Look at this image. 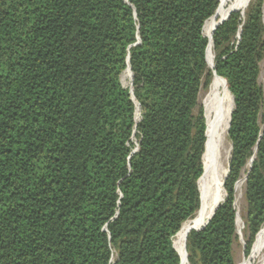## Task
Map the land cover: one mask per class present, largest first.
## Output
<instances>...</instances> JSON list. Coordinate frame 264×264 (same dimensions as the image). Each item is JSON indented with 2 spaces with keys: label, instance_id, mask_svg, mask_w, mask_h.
Returning <instances> with one entry per match:
<instances>
[{
  "label": "trees",
  "instance_id": "1",
  "mask_svg": "<svg viewBox=\"0 0 264 264\" xmlns=\"http://www.w3.org/2000/svg\"><path fill=\"white\" fill-rule=\"evenodd\" d=\"M262 5L209 38L222 0H0V264H182L214 75L233 98L224 202L187 234V261L236 264L242 173L248 256L264 233Z\"/></svg>",
  "mask_w": 264,
  "mask_h": 264
},
{
  "label": "bare ground",
  "instance_id": "2",
  "mask_svg": "<svg viewBox=\"0 0 264 264\" xmlns=\"http://www.w3.org/2000/svg\"><path fill=\"white\" fill-rule=\"evenodd\" d=\"M226 0H222V6L218 9L217 14L214 18L208 20L205 23L203 28V34L207 37L211 38L212 31L215 26L216 18H221L224 21L227 17L226 15L232 11H244L247 5L249 4L250 0H232L231 4L224 8L223 5L225 4ZM219 21V22H220ZM207 59L211 61L212 59V48H209ZM208 60V61H209ZM209 63L211 64V62ZM213 63L211 65V68ZM127 71V70H126ZM218 81L219 86L223 90V100L217 106V108L213 111V123L210 126V143H211V154L208 157V168L210 169V176L205 184L201 186L200 190V200L201 205L198 212L195 216L190 220L182 225L181 227V235L178 240L177 244V251L178 255L182 261L185 258L186 253V236L189 233L190 229L193 226H196L199 223L206 221L211 212L214 211L216 205L218 204L219 200V190L225 180L227 174V167L229 164V157H230V144L227 141V132H228V124H229V114L233 108L232 97L226 91L222 83L214 77V80ZM250 163L247 170L249 169ZM245 174L241 176L240 180L237 182L235 186V204L240 200L239 198L242 195V189L245 186ZM243 208V207H242ZM242 227L241 219L239 218L238 213L236 212V234L240 233ZM252 254L255 256V264H264V233L259 237L258 242L253 247ZM182 264L184 262L182 261ZM239 264V263H237Z\"/></svg>",
  "mask_w": 264,
  "mask_h": 264
},
{
  "label": "rangeland",
  "instance_id": "3",
  "mask_svg": "<svg viewBox=\"0 0 264 264\" xmlns=\"http://www.w3.org/2000/svg\"><path fill=\"white\" fill-rule=\"evenodd\" d=\"M231 2H232V0H226L225 3H228L230 5ZM224 5H223V7H224ZM227 7H225V8H227ZM244 11H240V12L244 13ZM261 13L263 15V18L262 19H263V25H264V0H263L262 12ZM227 15H226V17H227ZM241 15L243 16V14H241ZM220 20H222V19L220 18ZM211 61H213V56H212ZM259 66H260V74H259V77L260 78H259V82H260V85H261V87L263 89V92H264V59L260 62V65ZM128 77H129V72L128 71H125L122 74V77H121V82H122V84H123L124 87L125 86H129ZM216 86L220 87L219 84H218V81L215 79L214 82H213V84L211 85V87L209 86L207 88V90H202L201 95L199 96V98H200L199 104L202 106L203 110H205L204 111V117H205V114H206V119L208 120V124H209V130H210V126L212 125L213 120H214V118H213V111L217 108V106L223 100V98H222V96H223L222 95L223 94V90L221 91V94L219 96L218 93L216 92ZM130 88H132V87H129L128 89H130ZM227 141H228V144H230V142H229L228 139H227ZM133 142L137 146L138 143H137V141H136L135 138H133ZM210 154H211V151H210ZM210 154L208 155V157L210 156ZM208 160H207V165H208ZM245 170H246V168H245ZM242 175H243V173H242ZM209 176H210V172H208L207 177L209 178ZM207 177L205 178V182L203 184H205L206 181L208 180ZM200 190H201V187H200ZM244 190H245V186L242 189V195L239 198L240 200L238 201V203L236 202V204H235V209H236V212L239 215V218L241 219L242 227H241L240 233L237 234V239H236L237 241L234 242V246H233V257H234V260H235L236 264L237 263H239V264H255V262H256L255 257L258 254H256L255 256L252 254V250H253L252 247H251L252 249L250 250V253H249L250 256L249 255L248 256H245V254H244L245 248H246V240H244V229H245V225H244V219H243L244 218V215H245V199H243ZM235 219H236V217H235ZM190 220H192V219H190ZM190 220L188 222H190ZM258 240H259V238H258ZM180 261H181V259H180ZM182 261L184 262V264H189V262L187 261V253H185V258H184V260L182 259ZM182 261H181V263H182Z\"/></svg>",
  "mask_w": 264,
  "mask_h": 264
},
{
  "label": "water",
  "instance_id": "4",
  "mask_svg": "<svg viewBox=\"0 0 264 264\" xmlns=\"http://www.w3.org/2000/svg\"><path fill=\"white\" fill-rule=\"evenodd\" d=\"M225 20H227V18H226ZM223 22H225V21H223ZM223 22L219 23L218 26L221 25ZM218 26H217V27H218ZM217 27H216V28H217ZM129 69H130V68H129ZM130 73H131V72H130ZM214 77L218 78L216 75H214L213 78H214ZM131 78H132V74H131ZM219 79H221V78H219ZM129 91H130V93H132V88H130ZM232 103H233V98H232ZM137 108H138V107H137ZM137 108H136V109H137ZM204 111H205V110H204ZM230 114H231V112H230ZM230 114H229V118H230ZM204 118H205V117H204ZM230 119H231V118H230ZM230 119H229V123H230ZM228 127H229V124H228ZM206 128H207V124H206ZM206 130H207V129H206ZM206 142H207V141H206ZM205 144H206V143H205ZM230 150H231V147H230ZM203 154H204V153H203ZM202 157H203V155H202ZM227 173H228V167H227ZM225 178H226V177H225ZM223 190H224V189H223ZM224 196H225V193H224ZM223 202H224V201H223ZM223 202H222V203H223ZM222 203H221V204H222ZM221 204H220V205H221ZM220 205H219V206H220ZM219 206H218V207H219ZM218 207H217V208H218ZM217 208H216V209H217ZM216 209H215V210H216ZM213 214H214V212H213ZM213 214H212V215H213ZM209 220H210V219H209ZM207 224H208V223H207ZM207 224H206V225H207ZM206 225H205V226H206ZM205 226H203V227L200 228V229H194V228H192V229H193V230H201V229H203ZM190 230H191V229H190ZM189 232H190V231H189Z\"/></svg>",
  "mask_w": 264,
  "mask_h": 264
}]
</instances>
